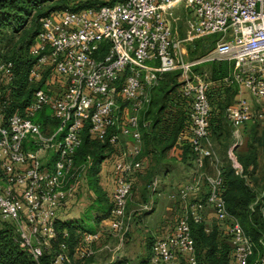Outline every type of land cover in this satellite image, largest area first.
<instances>
[{
	"label": "built area",
	"instance_id": "1",
	"mask_svg": "<svg viewBox=\"0 0 264 264\" xmlns=\"http://www.w3.org/2000/svg\"><path fill=\"white\" fill-rule=\"evenodd\" d=\"M214 34L212 47L200 58L182 61L184 44ZM30 54L27 82L34 89L20 110L9 111L14 63L0 62V218L14 226L19 243L34 259L52 249L57 221L88 193L86 169L92 160L87 156L81 165L75 160L85 132L115 148L99 173L109 165L107 224L83 231L72 255L64 240L57 242L53 264H75V259L111 251L103 244V231L122 244L129 228L127 202L145 167L141 128L148 122L141 124L140 113L164 74L179 69L175 101L188 108L176 141L179 148L188 147L197 167L207 163L213 172L198 170L178 184L170 198L178 197L179 209L170 231L153 241L148 263L201 264L190 221L202 223L210 233L208 209L218 238L230 247L229 264L248 263L253 242L226 206L223 170L211 138L209 93L214 83L237 87V98L226 108L233 137L228 158L251 187L250 167L244 171L234 150L242 143L243 128L264 120V0H114L98 7L63 8L39 19ZM223 61L230 70L217 82L191 70L202 62ZM44 114L54 123L46 127ZM158 188L154 177L151 196ZM263 197L264 191L258 193L250 209ZM259 206L264 219V201ZM151 208L148 200L143 209ZM62 236L68 237L65 230ZM111 260L130 264L113 254Z\"/></svg>",
	"mask_w": 264,
	"mask_h": 264
},
{
	"label": "trees",
	"instance_id": "2",
	"mask_svg": "<svg viewBox=\"0 0 264 264\" xmlns=\"http://www.w3.org/2000/svg\"><path fill=\"white\" fill-rule=\"evenodd\" d=\"M65 0H0V54L6 46V37L9 33L12 36L22 34V37H26L28 43L32 37H34L39 29V19L54 9L58 4ZM114 0L106 1H90L85 0L81 7H71L68 5H60L57 8H70L80 9L84 7H98L102 4L110 3ZM46 7L44 8V6ZM16 58H6L5 60H11L14 63V80L10 85L9 97V111L14 109H22L31 98V92L34 86L27 82L28 70L33 62L32 57H28L27 53L21 54L20 50ZM17 54V53H16ZM229 64L225 61L219 62L218 66H214L211 71V79L213 82H217L229 72ZM162 81V80H161ZM161 82L159 83V85ZM158 85V86H159ZM157 86V87H158ZM168 97L167 104L164 103L167 90L161 89L158 95L159 100L156 105L153 104V98L143 110L141 114L140 122H148L146 126H142V156L144 151L149 150L148 154L151 156L160 150L163 153L167 149L171 148L176 140V137L184 125L185 114H179V109L176 108L178 102L175 101V92ZM217 89V90H216ZM222 88L219 86L209 93L210 101L213 103H222L221 107L225 108L229 104L231 95L235 92L233 89H224V93L228 94L226 102L220 100V91ZM229 91L232 92L229 95ZM166 102V101H165ZM220 109L217 113L221 112L220 106H216ZM44 125L47 127L49 124L54 123L48 121L45 114L43 115ZM220 118L217 120V126H219ZM211 121V137L215 132ZM46 130V129H45ZM261 148L262 157V169L264 175V125L261 128L259 135L255 132L252 135L250 151L237 153V158L242 164L244 171L247 172L249 167H253L256 161V149L253 147L257 144ZM106 142H99L89 139L88 134L85 132L83 135L82 143L76 153V165H81L89 156L92 160L91 164L86 169L87 184L89 189L93 191V198L91 204L87 208L89 217L96 219L100 222L102 219L107 218L110 210V200L106 192L99 184V173L101 169V163L106 159L108 155L112 153ZM190 151L188 147L184 148L183 153ZM159 155V154H158ZM191 156V155H190ZM154 158V157H153ZM151 166L147 168L150 169ZM223 176L225 181L224 198L226 206L229 212L235 214L238 218L242 214V219L239 218L241 225L246 233L250 236L253 242V251L248 259L247 264H258L264 255V219L261 216V212L257 213L256 208L260 206L259 203L254 205V210L250 209V204L254 201L256 194L253 188L248 186L243 177L237 175L233 169L226 172L223 168ZM249 175H252V169L249 171ZM154 176L151 178V180ZM150 180V182H151ZM148 200H146L147 202ZM145 202V203H146ZM96 212L95 209L96 208ZM101 215V216H100ZM103 215V216H102ZM71 219L58 220L56 227L58 230L57 241L53 244L52 249L49 252H43L42 255L36 260L21 244L19 243L18 235L14 226L5 220L0 218V264H53V258L57 249V242L64 240L68 247V253L72 255L74 245L80 238L78 234L85 230L80 225L74 223ZM192 235L195 239L197 256L201 264H229V252L230 247L224 241L220 240L217 236L216 227L212 232L207 233L204 230V225L193 223L190 221ZM65 230L68 237L64 238L62 232ZM96 230V229H95ZM94 231V230H93ZM74 232V233H73ZM77 232V233H76ZM199 249L201 251H199ZM201 254V257H200ZM91 258V257H90ZM148 257H143L139 260L138 264H149ZM89 259V258H87ZM121 260H115L110 264H120Z\"/></svg>",
	"mask_w": 264,
	"mask_h": 264
},
{
	"label": "rangeland",
	"instance_id": "3",
	"mask_svg": "<svg viewBox=\"0 0 264 264\" xmlns=\"http://www.w3.org/2000/svg\"><path fill=\"white\" fill-rule=\"evenodd\" d=\"M85 0H65L58 4L51 12H57L60 10V5H68L71 7H81L84 4ZM93 1V0H90ZM97 1V0H94ZM106 1V0H101ZM46 5L44 6V8ZM179 13L183 12V9H179ZM22 34L12 36L10 33L6 37V46L3 48L0 54V61L6 58H16L19 55L17 50H20L21 54L27 53L28 57H32L30 54V46L34 42V37L31 40L27 41L26 37H22ZM183 36V31H179V37ZM217 34L202 37L199 39H195L193 42L184 44L185 47V56H183L182 61L184 63L191 62L200 58L208 49H210L213 45V40L217 37ZM17 53V54H16ZM219 62H202L196 64L191 67V70L200 75L201 77L212 80L211 79V71L214 66H218ZM229 64V63H228ZM230 67V65H229ZM230 70V68H229ZM180 81V70L176 69L170 72H166L163 76L161 84L152 90L151 97L153 98V104L156 105L158 103L161 89L167 90L165 95L164 103L167 104L168 97L173 93L174 89L178 86ZM237 90V87H234ZM235 90V91H236ZM238 91V90H237ZM232 94V92H229ZM230 102V100L228 101ZM216 106H220L221 112L219 113V126L215 125V132L212 134V141L215 145V151L217 156L221 161V167L228 172L233 169L231 167L230 160L228 158V148L230 147V143L233 141L232 137V126L230 122L225 117L224 107L222 103H215ZM264 106V104H263ZM141 111L140 115L143 114ZM264 125L261 122H255L248 124L243 128L242 137V146L241 148L250 151V145L252 140V135L255 132L259 135L261 128ZM112 151H114V147L109 146ZM253 147L256 149V161L254 168L252 169L251 175V188L255 191V194L264 191V175L262 169V153L261 148L257 144H254ZM176 145L172 148L167 149L163 153H160V150H157L156 153L152 155V161L150 162V169L146 170L144 173H139L137 177V183H135L134 188L132 189L131 197L127 202V214H128V231L124 235V239L122 244H118L117 238L108 234L107 231H103V244L108 243L112 250L109 251L107 249H103V251H98L93 257L89 259H75V264H110L112 259V254L118 256L122 260L129 261L130 264H138L139 260L143 257H148L150 247L153 241L156 238L163 236L165 233L170 231V228L173 223V213L174 209L177 211L179 209L178 197H176V203L173 204L171 202V195L175 192V188L178 184L185 182L188 179H191L198 170L206 171L207 173H212L213 168L210 167L207 163H205L201 168L197 167L191 159V156L188 153L184 152L183 154H176ZM241 151V150H240ZM149 150H145L143 156H147ZM159 154V155H158ZM237 155V154H236ZM109 156V155H108ZM108 156L106 158H108ZM154 157V158H153ZM107 164H105V168ZM234 170V169H233ZM103 173V172H102ZM80 174V173H79ZM157 177L159 179V188L158 194H154L151 196L150 192V180L152 177ZM103 175L99 177L100 185L103 189ZM140 179V180H139ZM91 189H88V193L85 196H82L80 200H77V204H75V208H71L70 212L74 215L72 221L81 226V228L85 231H93L98 227V221L96 219L89 217L87 208L91 204L93 195L89 193ZM91 192H93L91 190ZM81 193L77 194L80 196ZM146 200L151 201L152 208L145 212L143 210V205ZM173 201V200H172ZM264 201V197L258 202ZM96 207V206H95ZM80 216H75L79 210ZM95 212H96V208ZM173 209V210H171ZM257 213H260L259 207L256 208ZM101 216V215H100ZM103 216V215H102ZM71 217V216H70ZM243 215L241 214L239 218L242 219ZM105 224L107 222L104 221ZM212 232V231H211ZM74 233V232H73ZM77 233V232H76ZM217 234V233H216ZM80 236V234H78ZM118 244L119 248L115 246ZM199 251H201L199 249ZM201 257V254H200Z\"/></svg>",
	"mask_w": 264,
	"mask_h": 264
},
{
	"label": "crops",
	"instance_id": "4",
	"mask_svg": "<svg viewBox=\"0 0 264 264\" xmlns=\"http://www.w3.org/2000/svg\"><path fill=\"white\" fill-rule=\"evenodd\" d=\"M219 85H216L215 83L214 84H212V87H211V90L213 91V89H215V88H217ZM219 88H222L223 90L222 91H220V100L222 101V102H226V100H227V97H228V94H225L224 93V89H233L234 88V86H229V87H227V86H219ZM217 90V89H216ZM230 92V91H229ZM237 98V90L231 95V97H230V102H229V104H231L235 99ZM228 104V105H229ZM227 105V106H228ZM211 107H212V123H213V125H216L217 124V120H218V118H219V114H217L219 111H220V109H218V108H216V104H215V102L213 103V101L211 102ZM176 108H178L179 110V114H182L183 113V115L186 113V110H187V108H188V105H187V103L186 102H184V103H182V102H180V103H178V105L176 106ZM227 108V107H226ZM226 108H225V117H226ZM227 119V118H226ZM183 127V126H182ZM176 139H177V137H176ZM243 143V142H242ZM242 143H241V145H239L238 147H236L235 148V150H234V152L237 154L238 152H240V153H243V152H245V149H243V148H241V146H242ZM230 144H232V143H230ZM174 145H176V154H183V150L184 149H181V148H179L178 147V144H177V141L175 140V142H174V144H173V146ZM172 146V147H173ZM171 147V148H172ZM170 149V148H169ZM241 150V151H240ZM143 158H144V165H145V167H144V169L141 171V173H144V172H146V170H147V168L150 166L149 164H150V162L152 161V158H151V156H149V155H147V156H143ZM139 176V175H138ZM140 180V179H139ZM136 181H137V177H136ZM135 181V182H136ZM137 183V182H136ZM175 189L177 188V187H174ZM111 189H112V184H111V178H110V173H109V165H107V167L105 168V165H103V190L106 192V194H107V196H108V198H109V200H110V192H111ZM173 199H171V202L173 203V204H175L176 203V201H172ZM75 204H77V202L75 203ZM75 204H71L70 205V207L71 208H75ZM144 210V209H143ZM171 210H173V209H171ZM175 210V209H174ZM173 210V211H174ZM72 211V209H70V212ZM82 211V209L81 210H79L78 212H77V214H75V216L77 215V216H80L81 214H80V212ZM70 212H68V213H63L62 215H61V220H64V219H71L72 217H74V215H72ZM145 212H147V211H145ZM71 216V217H70ZM206 219H207V222H206V224L207 225H209L210 227H211V231H213V229H214V217H213V214H212V211L210 210V209H208L207 211H206ZM107 219L106 218H104V219H102L100 222H98V227L96 228V229H98V228H101V226H102V224H103V228H105L106 226V224H107V222H106V224H105V222L104 221H106ZM211 222V223H210ZM216 231H217V229H216ZM220 240H222V239H220ZM103 251V250H102ZM111 262H112V260H111ZM95 264H99V263H95ZM259 264V263H258Z\"/></svg>",
	"mask_w": 264,
	"mask_h": 264
}]
</instances>
